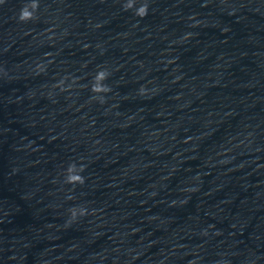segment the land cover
Here are the masks:
<instances>
[{"label": "water", "instance_id": "1", "mask_svg": "<svg viewBox=\"0 0 264 264\" xmlns=\"http://www.w3.org/2000/svg\"><path fill=\"white\" fill-rule=\"evenodd\" d=\"M0 264H264V0H0Z\"/></svg>", "mask_w": 264, "mask_h": 264}]
</instances>
